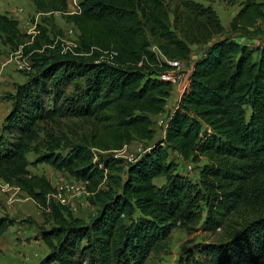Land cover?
Returning a JSON list of instances; mask_svg holds the SVG:
<instances>
[{"label": "trees", "instance_id": "trees-1", "mask_svg": "<svg viewBox=\"0 0 264 264\" xmlns=\"http://www.w3.org/2000/svg\"><path fill=\"white\" fill-rule=\"evenodd\" d=\"M28 1L42 17L33 36L0 13V42L28 63L25 82L3 97L0 180L43 218L36 264H145L174 230L195 228L217 238L180 264H264V52L254 59L257 49L226 37L215 11L195 0H79L72 14L67 0ZM198 1L238 5L229 23L238 36L264 24V0ZM54 14L78 32L74 48L60 30L51 36ZM192 46L204 50L163 139L132 162L111 155L153 141L152 118L173 92L159 77L167 60L189 64ZM169 151L206 161L198 182L177 172ZM39 165L86 183L95 216L85 222L56 202L50 182L29 170ZM13 225L0 216V238Z\"/></svg>", "mask_w": 264, "mask_h": 264}, {"label": "rangeland", "instance_id": "rangeland-1", "mask_svg": "<svg viewBox=\"0 0 264 264\" xmlns=\"http://www.w3.org/2000/svg\"><path fill=\"white\" fill-rule=\"evenodd\" d=\"M70 3L72 0H69ZM166 4L173 6V0H164ZM172 1V2H171ZM204 7L210 6L219 17L221 25L225 29L226 37L234 38L236 41H245L241 36L233 34L229 30V23L238 10V5L231 6L216 1L208 4L195 0ZM70 9V7H69ZM73 10V9H71ZM70 10V11H71ZM0 13L18 22V29L21 34L33 36L36 25L41 23V15L35 12L33 5L28 0H0ZM172 19V18H171ZM54 23L56 28L51 36L57 35V29L63 34L62 42L70 48H74L77 42L78 32L60 15L54 14ZM259 27L251 34L247 42L251 47H255L257 52L254 59H257L259 52H264V25ZM224 36V37H225ZM58 37V36H57ZM204 48L201 46L191 47V58L188 65L201 56ZM13 50L0 42V128L6 114L9 111L10 104L3 100L7 93H12L17 84L25 82V69L27 61L23 58L21 51ZM181 91L173 86V92L167 102L165 112L158 117L152 118L155 136L152 142L134 140L131 144L124 146L122 153L117 157L125 162H132L141 156L145 150L155 141L163 139L166 120L168 114L175 108L180 99ZM106 155V154H104ZM169 161L176 164L177 172L187 177L191 182L196 183L199 180L201 167L206 163L202 159L198 164L188 163L175 153L168 152ZM33 161V157L29 156ZM33 175L45 177L53 188L64 187L66 183L74 181L63 172H58L47 165H39L29 168ZM164 182L163 178L155 179L153 183L157 186ZM79 186V185H77ZM63 194L66 199V207L76 218L88 222L96 214V208L88 202V194L83 191H66ZM0 216H7L14 220V225L0 238V264H36L44 255L46 249L39 239L38 228L44 226L43 218L34 203L24 194L14 187H7L0 182ZM217 236L205 233L199 228L193 230L176 229L172 232L169 240L157 252L151 254L145 264H180V259L186 257V252L196 245L212 243Z\"/></svg>", "mask_w": 264, "mask_h": 264}, {"label": "built area", "instance_id": "built-area-1", "mask_svg": "<svg viewBox=\"0 0 264 264\" xmlns=\"http://www.w3.org/2000/svg\"><path fill=\"white\" fill-rule=\"evenodd\" d=\"M166 64L170 68L167 72H165L164 74H162L159 77L160 80L168 82L174 87L176 86L178 88V90L181 91V95H182L183 92L187 88L188 76L190 73V69L188 70V68H187L188 67L187 63L183 62V61H179V60H167ZM25 69L28 70V63H27V66ZM181 95H180V97H181ZM121 153H122V150L121 151H114L111 153V155H113L114 157L117 158ZM0 182L3 183L1 180H0ZM3 184H5V183H3ZM5 185L7 187L9 186L7 184H5ZM77 185H79V186H77ZM85 186H86V183L74 180L72 182L66 183L64 185V187H61V186L55 187L54 188L55 194L52 197L60 205L66 206L67 202H66V199L63 196V194L67 193L66 191L77 192L76 194H80L81 191H83L85 193Z\"/></svg>", "mask_w": 264, "mask_h": 264}, {"label": "crops", "instance_id": "crops-1", "mask_svg": "<svg viewBox=\"0 0 264 264\" xmlns=\"http://www.w3.org/2000/svg\"><path fill=\"white\" fill-rule=\"evenodd\" d=\"M67 2H68V11H69V13H75L76 11H77V7H78V3H79V0H72L71 1V3H70V1L69 0H67ZM69 7H70V9H69ZM71 9H73V10H71ZM71 10V11H70ZM245 41H237V42H239V43H241V44H245V45H247V46H249V47H251V46H254V45H250V44H248L247 42H253L254 40H252V41H249L248 39H246L245 37H242ZM264 41V40H263ZM257 46H259V44L258 45H256L255 47H257ZM180 98V97H179ZM162 115V114H161ZM156 117H158V116H156ZM46 252V251H45ZM45 254V253H44Z\"/></svg>", "mask_w": 264, "mask_h": 264}]
</instances>
